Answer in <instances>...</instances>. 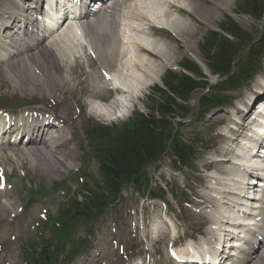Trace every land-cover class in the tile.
Segmentation results:
<instances>
[{
    "label": "bare ground",
    "instance_id": "bare-ground-1",
    "mask_svg": "<svg viewBox=\"0 0 264 264\" xmlns=\"http://www.w3.org/2000/svg\"><path fill=\"white\" fill-rule=\"evenodd\" d=\"M6 1L10 2V0ZM155 1V3H158V6L160 5V9H157L154 4L144 3L147 6L142 5L141 3L143 2L141 0H113L111 6L108 8V13H111L108 26L104 20L86 21L81 24V28H83L85 32L84 39L87 43V47L91 49L94 55L91 60L89 55H85L84 58L87 63L90 61L92 66H98L96 72L99 76L96 75V77H92L91 79H89V76L84 79H76V77L67 74L64 76L59 72L60 68L64 71V66L60 64L61 62L66 63L70 60H77L80 51L85 53L83 45L75 43L72 40L67 42L57 40L55 44L49 42L48 45L43 42L37 47L31 48L29 52L25 53V56L21 54L17 59L9 61L4 67L5 70L0 71V75H3L5 83L7 82L9 85V89L12 88L20 93L38 96L39 98L42 97L44 102H52V99H56L59 95H62L64 99L63 102L66 104L67 95L69 93L68 90L71 88L75 89V91L73 90V95H76L77 92H81L83 95L88 96V98L85 99L101 102L100 100L104 99L107 89V84H105L102 75V70H105L110 74H114L113 76L111 75L113 82L117 86L122 87V90L116 91L120 96L119 100L114 101L111 106L103 108L106 112L103 110H95L92 112L94 117L105 121V118L111 116L110 111L113 113L117 112L120 108V104H124L133 98V92H135L138 87H147L149 82L152 83L156 81L157 74L159 75L160 72L161 76L163 72L164 63L170 64L175 62V60H172L173 57L171 53H169L171 49L168 47L169 50L164 49L163 44L156 41V39H154V42H152L153 40H150V42L147 41V37H151V33H148L144 28L147 23L150 24V21L159 22V20H162L163 26H166L169 32L175 33V38L177 39L175 40L179 41L186 51H191L192 46L190 41L192 40L189 41L187 35L191 38L193 31H191V29L193 26L176 16H189L195 21L200 18L207 23H211L212 20H215L218 13L228 11L234 0H206V2H209V8L206 11L202 10L200 14L196 13V7H185V4L188 3L189 0ZM162 6L166 7L165 11L161 10ZM0 17L6 20L4 24H9L10 21H8V19L17 18L18 15L14 16L13 12L0 5ZM119 25L124 29L123 35H119L117 32L116 27ZM0 29L4 31L5 27L1 25ZM127 29L132 33L127 31ZM121 32L120 30L119 33ZM119 36H121V38ZM184 36H186V38ZM2 38L3 36L0 35V39ZM54 49L56 51L52 53ZM57 49H60V51ZM121 60L124 61L123 64ZM96 61L102 65H97ZM118 62L121 63L119 69H112L113 67H111V65ZM83 65L84 62L81 63V66ZM67 69H69V67H65V70ZM3 86L4 85L0 83V88ZM259 88L263 89L262 84ZM257 97L261 99L263 97L262 93L259 92ZM226 120L230 121L231 119L227 116ZM53 129L57 128L53 127ZM231 134H233L232 131L230 132V135ZM237 134L238 133L233 134L236 136L234 137L235 141H237L236 138H240ZM41 144L42 143L38 142L32 143L31 146H23L17 151L11 149L6 156L11 162L10 166L18 164L20 160L22 161V159L18 157V154H21L25 156L27 160H30L33 165L40 164L46 169H50V174L45 177L52 179L54 176H58L54 173L55 171L59 172L61 170L64 166V160H71L75 156L69 141L59 142L53 140L51 144H49L50 148ZM221 150L222 151H218L217 153L221 157H225V161H214L209 165L210 169H215V171L218 169V174L220 175H228L227 177L231 175L226 170L225 166L230 164L236 169L238 166L234 165L233 161L251 163L261 168L264 167L263 163L259 162L261 159L259 161L253 160L249 155H245L247 157V159H245V156H239L226 149ZM2 151H5V149ZM2 151L0 155V167L5 163L1 160V156L5 155ZM237 152L244 155L241 151ZM262 158L264 160V155ZM261 168L259 170H261ZM38 170H40V172L44 171L41 168ZM259 170H255L254 172H258ZM41 177L44 176L41 175ZM245 178L247 177L236 178L234 183L241 182L240 189L242 184L245 186V189L248 187L250 190V184L244 183ZM223 194L224 196L230 197L229 193ZM243 198H246V196ZM6 206L0 204V210L3 214L11 209V207ZM229 206L234 208L237 205L229 203ZM262 214L264 215V208ZM2 218H4V216L0 212V219ZM220 225L224 227L223 223H220ZM247 260L251 262L246 264H264V256L261 252L256 254L255 259L252 260L249 257Z\"/></svg>",
    "mask_w": 264,
    "mask_h": 264
},
{
    "label": "rangeland",
    "instance_id": "rangeland-1",
    "mask_svg": "<svg viewBox=\"0 0 264 264\" xmlns=\"http://www.w3.org/2000/svg\"><path fill=\"white\" fill-rule=\"evenodd\" d=\"M246 1H248V0H234L231 4L230 9L228 11H224L223 13H218L215 17V20H212L211 23H209V22L207 23L200 18L195 21V20L191 19L189 16H184V17L176 16L179 19H181L182 21L187 22L188 24H191V26H193L191 29V31L193 30L192 36H191L192 39L189 38V36L187 35V38L189 39V41L192 40V41H190L191 46H192L191 51H186L183 48L182 44H180L179 41H176L177 39L174 38V37H176L175 33L174 34L172 33L173 34V36H172L168 32L159 33L155 30H151L150 31L151 37L146 36L147 41L150 42V40L151 41L153 40L152 42H154V39H158L156 41L162 43L164 46V49H168V48L171 49V52H169V53H171V56L173 57L172 60L173 61L175 60V62L170 63V64L164 63L163 70H162L163 72H162L161 76H160V72H159V75L157 74L156 81H154L152 83L149 82V84H147L148 86L149 85L151 86L149 88V90H147V93H150L151 90L153 89V87H155L156 85H161V86L163 85V82L166 81V79H168L170 77V76H168V73H167V71H169V69L176 68L175 72H177L178 74L182 73L181 66H182V64H184V62H186V63L192 62L193 64L197 63L199 65L198 68L201 69V71L204 72V74L208 75L210 84L216 85L218 82H220V80H222L223 78L217 79V78L212 77L209 74V71H208V68L205 64L206 62L204 59V54H205L204 50H206L204 48V46L206 45L207 42L212 41L211 40L212 36H210V34H209L211 32L219 33L221 36H223L229 42V45H227V43H225L223 41V39H221V38H218L219 39L218 41L216 40L217 43L223 42V44H225L227 46L228 52L230 54L236 53L234 56L235 57L234 60L236 59V62H243V64H245V60L248 58V56H247L248 51L251 50V48H253V50L256 52L257 48L259 47L258 46L259 45L258 40L262 34V27H261L260 22H257L255 19L250 17L248 15V12H245L244 9L240 10V8H239V5L242 6V4H243V6H244V3ZM260 2L264 3V0H260ZM208 3L209 2H206V0H189V2L185 4V7H188V6L196 7V9H197L196 13L200 14L202 10L206 11L209 8ZM162 8L164 11L166 10V9H164L166 7H162ZM227 18H230L234 23L226 21ZM233 26H237L238 29H240L244 33H242L238 37V36H235L231 33L225 32L227 28H229L230 31L235 32L236 28ZM223 29H225V30H223ZM249 34L252 37L251 39L246 38V36L248 37ZM184 37L186 38V36H184ZM213 51L214 50H212V54H214ZM54 52H55V50L52 51V53H54ZM242 60H244V61H242ZM121 63H123L122 60H121ZM121 63L118 62V63L112 64L111 65V67H113L112 69H114V70L119 69V67L121 66L120 65ZM160 65H161V63H160ZM68 67H69V69L65 70V68H64V71L60 68L59 72L64 76L67 74L69 76L76 77V79L77 78L78 79L79 78L84 79L87 76H89V79H91L92 77H96V75L99 76L98 73L96 72V70H98V66L94 67V66H92L91 63L86 62L83 66H81L80 64H75L74 67H71V66H68ZM0 83L4 85L3 87L0 88V96L1 95L7 96L6 99L12 105L14 104L15 101H19V102L23 103L24 105L39 104V103H41V100L44 101L42 99V97L39 98L38 96L28 95L26 93H20L16 90H13L12 88L9 89V87H8L9 85L7 82L5 83V79H4L3 75H0ZM73 90L75 91L74 88H71L68 90L69 98L66 99L67 100L66 104L63 102V100L59 99V101H58L57 98L55 99V102L61 103L60 105L65 107V110H67V111H69L68 108H72V110L74 108V105L72 104L73 99L70 98V96L71 97L73 96ZM202 93H203L202 91L196 92L192 97L189 98L188 101H186V102L181 101L180 102V104H182L181 106H184L183 108L181 107L182 113L178 112V114H180V117L185 116L187 112L189 113V111H191V114L187 115L188 119H186L184 121V123H186L187 126H189V124H191L193 122V120L198 118V115H197L198 114L197 108H198V103H199L198 101H199V97L201 96ZM205 93L206 94L212 93V88H210V86H209V88L206 90ZM202 95H204V93ZM110 96H111V94H105L104 99L102 98L103 100H100V101L102 103L104 101L110 102L113 100V98H110ZM76 97L86 107L88 106L87 104L91 103V101H92V100L85 99V98H88V96L83 95V93H81V92H77ZM5 101H6L5 99L4 100L0 99V105H2L3 102H5ZM53 101H54V99H53ZM94 101H97V100H94ZM103 108H106V106L101 107V110L104 111L105 109H103ZM143 111L147 112L148 109L145 107V109H143ZM75 114H78V112L76 111ZM218 116H220V113L215 114V116H213V118L211 120L208 119L209 121L206 119V122L203 123V124H206V126L205 125L203 126L204 129H201L200 134H198L197 136H189L188 138H186L185 135L182 136L184 142H186L185 143L186 146H188L189 143L191 145L193 144L192 147L195 150V157H193L191 159V162L193 164L190 165L189 168H186V167L182 168V171H183L182 175L187 173L188 179L193 177V176H191L194 173L192 168L195 167V164L200 166V164L202 162V161H200L201 159L207 160V158L210 155H212V154H210V151H207V150L205 151L204 148H201V149L197 148L200 145V143L198 145H197V143L201 142L203 144V142L205 141V146H207V149L210 148L212 145H214V146L217 144L221 145L223 143L222 141L221 142L220 141L217 142L216 140L214 141V139L211 138V131L215 128L214 120L216 121ZM87 117H89V115L85 114V110H84L83 118H87ZM101 122L104 125H110V124L105 123L104 121H101ZM77 125H79V126L83 125L82 118L77 123ZM192 128L188 129V131H186V133H184V134L188 135L190 132H192ZM173 129H175V128L173 127ZM189 140H190V142H189ZM187 152H188L187 149H184L183 153H187ZM18 157L22 159V161L20 160V165L22 166V168L24 170L26 169V171H28V169L25 168V167H27L25 162L27 164H31V165H33V164L31 162H28L29 160H27V158H25V156H23L21 154H18ZM1 160H3L5 162V164L8 163L9 165H11L10 160H8L5 156H1ZM68 160H64L65 164H68L71 162ZM158 164L153 166V167H149L148 173H149V176L152 180L159 178L160 181L162 183H164V181L166 180V177L164 179L163 176L166 175L169 177V175L166 174L167 172H165L164 169L162 170V167L168 166L169 162L167 160H165L163 162H160V165H158ZM39 165L40 164H36L33 166H35L34 168H36V170H37ZM14 170H16V169L14 168ZM163 172H164V174H162V176H161L160 173H163ZM38 173L40 174L43 172H40V170H37V172L36 171L34 172L33 170H31V176H32V178H34V180L36 181L35 183H37V185L40 186V185L45 184V182H49L44 178H40ZM17 177H20V176H17ZM56 178H58V176H54L52 181H56V180H54ZM171 179H172L171 184L175 188V186H176L175 184H177V182H175V180L172 178V176H171ZM23 183L25 185H27L26 179L23 180ZM76 188H77V184H76V186L72 187V191H76ZM51 200H52L51 207L53 210H55L56 206L59 202L58 197L54 196ZM0 212L2 213V215H4L1 210H0ZM188 213H190V212H188ZM182 216H183V219L185 220L184 215H182ZM187 219H189V222L192 225H194L196 223L197 218H194L191 214H189V215H187ZM107 223H111V221L109 220ZM107 223L102 225V227L105 226ZM100 229H101V224H100ZM0 230H2V228H0ZM14 232H12L11 230H3L2 232H0V240H7L11 237V235L16 236L18 238L17 240L13 241L14 243H12L15 245H12L8 249V252L11 253L10 255H8V259H15L17 262H19L21 260V254H20L21 250H20V247L18 246V244L21 245V243L23 242V235H22L23 230L18 228V226H15ZM106 240H109V239L106 238ZM8 242L9 241L0 242V247L8 245Z\"/></svg>",
    "mask_w": 264,
    "mask_h": 264
},
{
    "label": "trees",
    "instance_id": "trees-1",
    "mask_svg": "<svg viewBox=\"0 0 264 264\" xmlns=\"http://www.w3.org/2000/svg\"><path fill=\"white\" fill-rule=\"evenodd\" d=\"M245 6L253 14H258L262 8L259 0H248ZM218 37L217 34H214L211 39L212 42H209L210 50L215 45L217 47L215 57H212L213 60H211V67L217 73H228L232 66L233 57L223 42L217 43ZM223 41L229 45L228 41ZM165 84L172 95L183 99H186L200 86L199 83L187 77L178 78L176 75L171 76ZM160 93L163 94L164 98L158 103V115L155 116L152 113L147 118L140 117L137 119L134 130L129 129L120 138L117 136L116 151H107L108 162L112 168V170L108 168V171L110 170L112 179H123L134 174L146 161L155 158L159 153L162 142L168 139L165 133L168 127L167 118L174 114L177 102L166 92L160 90ZM104 136L111 137V134L107 130H100L99 137Z\"/></svg>",
    "mask_w": 264,
    "mask_h": 264
}]
</instances>
